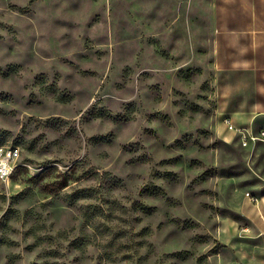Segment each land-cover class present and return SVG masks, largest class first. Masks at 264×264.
<instances>
[{"label": "rangeland", "instance_id": "1", "mask_svg": "<svg viewBox=\"0 0 264 264\" xmlns=\"http://www.w3.org/2000/svg\"><path fill=\"white\" fill-rule=\"evenodd\" d=\"M211 5L0 0V264H264V142L219 130Z\"/></svg>", "mask_w": 264, "mask_h": 264}, {"label": "crops", "instance_id": "2", "mask_svg": "<svg viewBox=\"0 0 264 264\" xmlns=\"http://www.w3.org/2000/svg\"><path fill=\"white\" fill-rule=\"evenodd\" d=\"M211 9L216 111L219 130L231 138L236 135L226 119L253 131V123L264 117V0H212Z\"/></svg>", "mask_w": 264, "mask_h": 264}, {"label": "built area", "instance_id": "3", "mask_svg": "<svg viewBox=\"0 0 264 264\" xmlns=\"http://www.w3.org/2000/svg\"><path fill=\"white\" fill-rule=\"evenodd\" d=\"M226 127L229 131L235 133L243 147H247L250 143L264 142V130L257 132L248 131L244 128L234 127L229 119L225 120ZM20 158V149L13 144L0 143V186L7 182L12 175L17 161ZM248 198L255 203V199L247 194Z\"/></svg>", "mask_w": 264, "mask_h": 264}]
</instances>
